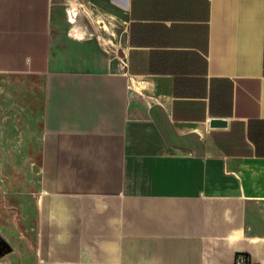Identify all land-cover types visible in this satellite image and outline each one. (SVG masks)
I'll list each match as a JSON object with an SVG mask.
<instances>
[{
	"label": "crops",
	"instance_id": "1",
	"mask_svg": "<svg viewBox=\"0 0 264 264\" xmlns=\"http://www.w3.org/2000/svg\"><path fill=\"white\" fill-rule=\"evenodd\" d=\"M1 77L43 134L8 263L264 264V0H0Z\"/></svg>",
	"mask_w": 264,
	"mask_h": 264
},
{
	"label": "rangeland",
	"instance_id": "2",
	"mask_svg": "<svg viewBox=\"0 0 264 264\" xmlns=\"http://www.w3.org/2000/svg\"><path fill=\"white\" fill-rule=\"evenodd\" d=\"M108 47L123 56L122 42ZM38 86L19 77L0 78V264H13L7 258L20 255L23 238L34 239L22 220L27 203L35 207L41 176V100L29 96ZM29 220L34 223V217Z\"/></svg>",
	"mask_w": 264,
	"mask_h": 264
},
{
	"label": "built area",
	"instance_id": "3",
	"mask_svg": "<svg viewBox=\"0 0 264 264\" xmlns=\"http://www.w3.org/2000/svg\"><path fill=\"white\" fill-rule=\"evenodd\" d=\"M81 8H82V11H84V17H86V18L89 19L91 16H90L89 12L86 10V8L84 7V4H81ZM67 11L71 13V11L69 10V8L67 9ZM73 15L77 18V16L79 15V12H75ZM73 15L70 14V16H69L68 18H69V19H73ZM91 21H92V20H91ZM101 21H102V20H99V22H101ZM103 28H104V27H103ZM104 30H106V28H104ZM70 32H71V33L73 32V29H72V28L70 29ZM77 36H78V35H76V37H77ZM72 37H73V36H72ZM76 37H75V38H76ZM79 38H80V37H79ZM82 38H83V39H86L87 37H86V35L84 34V35L82 36ZM77 39H78V37H77ZM236 264H251V263H250L248 257H246V256H244V255H240V256L237 258Z\"/></svg>",
	"mask_w": 264,
	"mask_h": 264
},
{
	"label": "water",
	"instance_id": "4",
	"mask_svg": "<svg viewBox=\"0 0 264 264\" xmlns=\"http://www.w3.org/2000/svg\"><path fill=\"white\" fill-rule=\"evenodd\" d=\"M227 122L224 120H213L211 121V126L212 127H222L226 126Z\"/></svg>",
	"mask_w": 264,
	"mask_h": 264
}]
</instances>
